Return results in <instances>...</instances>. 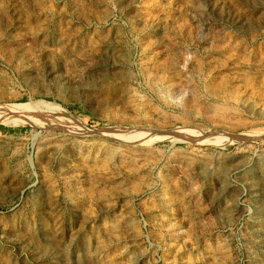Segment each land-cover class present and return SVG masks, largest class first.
Masks as SVG:
<instances>
[{
    "label": "rangeland",
    "instance_id": "1",
    "mask_svg": "<svg viewBox=\"0 0 264 264\" xmlns=\"http://www.w3.org/2000/svg\"><path fill=\"white\" fill-rule=\"evenodd\" d=\"M31 98L0 264H264V0H0V104Z\"/></svg>",
    "mask_w": 264,
    "mask_h": 264
},
{
    "label": "bare ground",
    "instance_id": "2",
    "mask_svg": "<svg viewBox=\"0 0 264 264\" xmlns=\"http://www.w3.org/2000/svg\"><path fill=\"white\" fill-rule=\"evenodd\" d=\"M48 104H58L50 102L45 99H34L31 98L27 103H11V104H0V122L8 124H16L21 121L19 115L14 114L24 113L30 106L46 108ZM59 105V104H58ZM256 192V191H255Z\"/></svg>",
    "mask_w": 264,
    "mask_h": 264
}]
</instances>
